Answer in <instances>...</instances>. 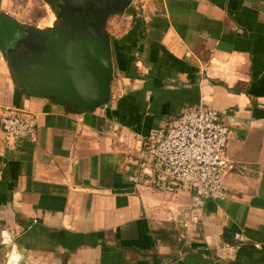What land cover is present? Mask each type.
<instances>
[{
  "label": "crops",
  "instance_id": "0c3cea01",
  "mask_svg": "<svg viewBox=\"0 0 264 264\" xmlns=\"http://www.w3.org/2000/svg\"><path fill=\"white\" fill-rule=\"evenodd\" d=\"M107 32L115 76L93 112L27 96L0 45V115L37 119L12 146L0 120V264H264V0H132ZM199 102L228 124L232 168L226 198L192 211L131 177L141 138Z\"/></svg>",
  "mask_w": 264,
  "mask_h": 264
},
{
  "label": "water",
  "instance_id": "95a60500",
  "mask_svg": "<svg viewBox=\"0 0 264 264\" xmlns=\"http://www.w3.org/2000/svg\"><path fill=\"white\" fill-rule=\"evenodd\" d=\"M82 0H63L55 7L58 26L45 32L35 26L23 29L15 54L7 57L19 88L30 97L51 99L75 112H93L107 106L115 76L111 35L105 26L110 15L124 13L132 0H104L91 7L92 15L84 26L81 9L73 6ZM76 25L73 34L62 30ZM11 58V59H10Z\"/></svg>",
  "mask_w": 264,
  "mask_h": 264
},
{
  "label": "built area",
  "instance_id": "2783aa9c",
  "mask_svg": "<svg viewBox=\"0 0 264 264\" xmlns=\"http://www.w3.org/2000/svg\"><path fill=\"white\" fill-rule=\"evenodd\" d=\"M0 120L8 146L37 136L36 117L21 108L4 106ZM229 141V126L217 109L202 102L188 105L141 138L131 180L163 193L189 192L196 211L210 200L226 198L224 180L232 168Z\"/></svg>",
  "mask_w": 264,
  "mask_h": 264
},
{
  "label": "rangeland",
  "instance_id": "374dc122",
  "mask_svg": "<svg viewBox=\"0 0 264 264\" xmlns=\"http://www.w3.org/2000/svg\"><path fill=\"white\" fill-rule=\"evenodd\" d=\"M5 8L22 26H46L55 19L53 5L47 0H4ZM132 4V3H131ZM110 26V25H108ZM110 27H108L109 29Z\"/></svg>",
  "mask_w": 264,
  "mask_h": 264
},
{
  "label": "flooded vegetation",
  "instance_id": "af4514ba",
  "mask_svg": "<svg viewBox=\"0 0 264 264\" xmlns=\"http://www.w3.org/2000/svg\"><path fill=\"white\" fill-rule=\"evenodd\" d=\"M63 0H49L48 2H49V4H51V5H53V8H54V10H55V7L59 4V3H61ZM83 1V6L82 5H79L77 2H75V4H73V6L75 7V8H77V9H81V13H79V12H76V16H78V15H80L81 17H82V23H78V25H80V26H84L85 24H86V21L88 20V18L92 15V11H91V7H95L96 8V4H103L104 3V0H82ZM131 7V5L127 8V10L129 9ZM126 10V11H127ZM115 14H117V13H115ZM115 14H112V15H110L109 17H108V19H107V22H106V26H105V31H106V33H108L107 32V24H108V21H109V19L112 17V16H114ZM56 15V14H55ZM60 17H57L56 16V20H55V23H54V25L53 26H51V27H49V28H45V29H41V28H38V27H36V28H38V29H41V30H43V31H45V32H50L51 31V29L52 28H54V27H56V26H58V24H59V22H60ZM27 27H29V26H21L20 28H19V30H18V32H17V34H16V36H14L10 41H9V43H8V45L6 46V49H5V52L7 51V50H9V49H16V48H18V49H20V50H25L26 49V46L25 45H22V46H18L17 47V39H18V36H19V34H20V32L23 30V29H25V28H27ZM76 30H77V28H76V25H74V26H71V28H68V29H65V30H62V32L61 33H69V34H73V33H75L76 32ZM109 34V33H108ZM6 54V53H5ZM15 53L14 52H12V51H10V52H8V54H6V56L7 57H12L13 55H14ZM11 59V58H10ZM10 61V60H9Z\"/></svg>",
  "mask_w": 264,
  "mask_h": 264
},
{
  "label": "trees",
  "instance_id": "16d2710c",
  "mask_svg": "<svg viewBox=\"0 0 264 264\" xmlns=\"http://www.w3.org/2000/svg\"><path fill=\"white\" fill-rule=\"evenodd\" d=\"M49 1V0H48ZM22 25L13 17L2 15L0 20V45L5 51L9 41L16 36Z\"/></svg>",
  "mask_w": 264,
  "mask_h": 264
}]
</instances>
